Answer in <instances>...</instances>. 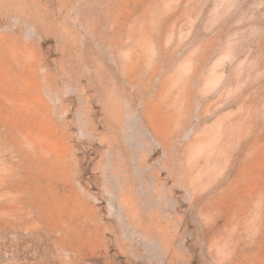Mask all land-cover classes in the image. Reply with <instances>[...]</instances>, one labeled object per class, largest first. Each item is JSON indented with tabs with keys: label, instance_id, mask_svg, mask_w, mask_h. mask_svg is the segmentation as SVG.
<instances>
[{
	"label": "rangeland",
	"instance_id": "1",
	"mask_svg": "<svg viewBox=\"0 0 264 264\" xmlns=\"http://www.w3.org/2000/svg\"><path fill=\"white\" fill-rule=\"evenodd\" d=\"M122 263L264 264V0H0V264Z\"/></svg>",
	"mask_w": 264,
	"mask_h": 264
},
{
	"label": "crops",
	"instance_id": "2",
	"mask_svg": "<svg viewBox=\"0 0 264 264\" xmlns=\"http://www.w3.org/2000/svg\"><path fill=\"white\" fill-rule=\"evenodd\" d=\"M100 232H101V231H100V229H99V230H98L99 235H100ZM122 264H124V263H122Z\"/></svg>",
	"mask_w": 264,
	"mask_h": 264
}]
</instances>
